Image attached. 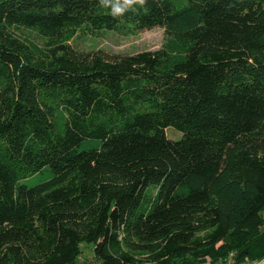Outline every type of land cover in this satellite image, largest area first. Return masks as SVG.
Returning <instances> with one entry per match:
<instances>
[{
  "label": "trees",
  "instance_id": "obj_1",
  "mask_svg": "<svg viewBox=\"0 0 264 264\" xmlns=\"http://www.w3.org/2000/svg\"><path fill=\"white\" fill-rule=\"evenodd\" d=\"M135 8L0 0V264L264 259V0ZM154 28L156 51L69 43Z\"/></svg>",
  "mask_w": 264,
  "mask_h": 264
},
{
  "label": "rangeland",
  "instance_id": "obj_2",
  "mask_svg": "<svg viewBox=\"0 0 264 264\" xmlns=\"http://www.w3.org/2000/svg\"><path fill=\"white\" fill-rule=\"evenodd\" d=\"M18 34L22 39L29 40L40 47L49 42V39L41 37L32 30H21ZM166 41L167 37L164 30L154 28L142 32L134 31L127 35L108 31L101 32L97 35H89L83 31H78L70 39L69 43L77 50L87 53L102 51L110 55H133L143 51L159 50ZM166 133L168 138L172 140L181 138V134L173 129H167ZM94 248L95 246L93 244H81V255L76 264H101L95 259ZM222 260L220 259L216 262L211 257H204L197 264H223L225 260Z\"/></svg>",
  "mask_w": 264,
  "mask_h": 264
},
{
  "label": "clouds",
  "instance_id": "obj_3",
  "mask_svg": "<svg viewBox=\"0 0 264 264\" xmlns=\"http://www.w3.org/2000/svg\"><path fill=\"white\" fill-rule=\"evenodd\" d=\"M103 7L111 9V15L113 17H119L124 15L127 11H135L136 5L144 7L147 0H100Z\"/></svg>",
  "mask_w": 264,
  "mask_h": 264
},
{
  "label": "built area",
  "instance_id": "obj_4",
  "mask_svg": "<svg viewBox=\"0 0 264 264\" xmlns=\"http://www.w3.org/2000/svg\"><path fill=\"white\" fill-rule=\"evenodd\" d=\"M223 264H237L234 255H230ZM245 264H264V259L260 261H255V262H250V263H245Z\"/></svg>",
  "mask_w": 264,
  "mask_h": 264
}]
</instances>
